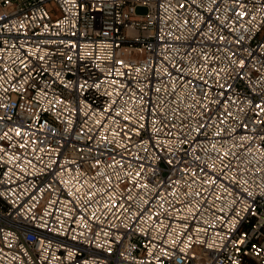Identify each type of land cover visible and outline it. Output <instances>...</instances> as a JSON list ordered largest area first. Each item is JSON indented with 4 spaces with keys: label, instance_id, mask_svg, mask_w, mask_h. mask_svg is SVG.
<instances>
[{
    "label": "built area",
    "instance_id": "1",
    "mask_svg": "<svg viewBox=\"0 0 264 264\" xmlns=\"http://www.w3.org/2000/svg\"><path fill=\"white\" fill-rule=\"evenodd\" d=\"M0 264H264V0H0Z\"/></svg>",
    "mask_w": 264,
    "mask_h": 264
},
{
    "label": "rangeland",
    "instance_id": "2",
    "mask_svg": "<svg viewBox=\"0 0 264 264\" xmlns=\"http://www.w3.org/2000/svg\"><path fill=\"white\" fill-rule=\"evenodd\" d=\"M49 6H52V4L49 3ZM136 11L139 12V13H142V12L145 11V8H144V7H137V8H136Z\"/></svg>",
    "mask_w": 264,
    "mask_h": 264
}]
</instances>
